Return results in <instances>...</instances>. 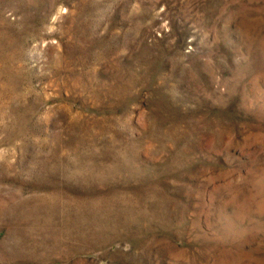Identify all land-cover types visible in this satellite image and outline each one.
Returning <instances> with one entry per match:
<instances>
[{
    "label": "rangeland",
    "instance_id": "374dc122",
    "mask_svg": "<svg viewBox=\"0 0 264 264\" xmlns=\"http://www.w3.org/2000/svg\"><path fill=\"white\" fill-rule=\"evenodd\" d=\"M0 264H264V0H0Z\"/></svg>",
    "mask_w": 264,
    "mask_h": 264
}]
</instances>
